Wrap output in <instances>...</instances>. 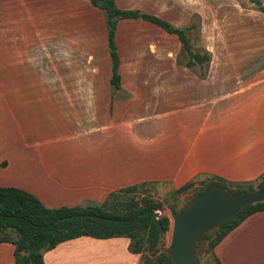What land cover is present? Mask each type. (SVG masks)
I'll use <instances>...</instances> for the list:
<instances>
[{"label":"crops","instance_id":"0c3cea01","mask_svg":"<svg viewBox=\"0 0 264 264\" xmlns=\"http://www.w3.org/2000/svg\"><path fill=\"white\" fill-rule=\"evenodd\" d=\"M115 1L123 9L149 5ZM96 11L104 17L91 0H0V128L12 125L9 138L0 133V186L58 208L104 202L112 191L144 182L179 189L198 177L245 182L264 174V72L254 70L259 49H244L237 61L224 48L220 65L209 50V64L185 68L184 76L177 65L171 70L178 73L161 77L154 63L125 61L121 25L140 20H122L119 89L110 78L59 74L81 67L54 62L63 48L54 53L53 40L69 38V23L83 24ZM143 48L133 40L129 49L137 55ZM202 66L203 75L192 70ZM129 244L126 237L83 236L45 252L44 260L97 262L111 255L115 264H142ZM215 251L222 264H264V211L250 215ZM14 253V244L0 243V264H16Z\"/></svg>","mask_w":264,"mask_h":264},{"label":"trees","instance_id":"16d2710c","mask_svg":"<svg viewBox=\"0 0 264 264\" xmlns=\"http://www.w3.org/2000/svg\"><path fill=\"white\" fill-rule=\"evenodd\" d=\"M91 3L104 13L111 59L110 79L115 88L121 87L122 79L116 38L122 20L144 21L176 35L182 50L190 56L189 67L211 60L210 53L202 55L193 49L188 27L176 26L157 14L120 8L115 0H91ZM195 180L176 189V195L190 191ZM201 181L204 185L181 209L171 204L178 213L185 211L198 195L211 186H220L231 194L264 188V174L255 181L235 182L214 175L202 177ZM153 184L156 182L134 184L112 191L104 202L58 208L45 206L36 195L24 189L0 186V243L15 245L16 264H45V252L66 241L83 236L97 239L126 237L130 239L129 251L140 254L143 264H174L171 255L160 247V240L164 231L170 230L172 220L169 215L156 214L157 210L164 209L165 203L149 194V187ZM259 211H264V202L242 208L234 218L222 223L218 232L204 233L196 248L206 242L205 254L198 255L196 264H206L211 260L222 264L216 255L217 245L250 215Z\"/></svg>","mask_w":264,"mask_h":264},{"label":"rangeland","instance_id":"374dc122","mask_svg":"<svg viewBox=\"0 0 264 264\" xmlns=\"http://www.w3.org/2000/svg\"><path fill=\"white\" fill-rule=\"evenodd\" d=\"M146 2L149 5L143 7L144 11L157 13L176 26L190 28L189 34L193 49L202 55L213 50L216 58L215 64L219 63L220 65L224 48H230L237 61L244 49L248 51L250 48H257L259 49V57L254 58V70L259 69L264 72V0H147ZM91 16H94V19L97 18L95 24L91 23ZM69 25V38L53 40L54 53H57V48L59 50L63 48V55L58 54L54 56L53 60L58 63L60 60L70 64L77 63L82 69L80 68L79 71L62 70L58 73H62L67 78L109 79L111 76V59L107 49L103 14L96 11L94 14L86 15V22L83 24L69 23ZM120 32L126 62L139 58L143 63H154L158 69V75L161 77L178 73V71L171 70L173 67L177 68V65L182 68L180 71L182 76L185 74V68L190 70L191 67L187 65L190 56L182 50L181 42L176 35L168 34L161 28L143 21L123 22ZM133 40L136 41L137 46H146L143 50H137V55H134L129 49ZM137 48L139 49V47ZM65 52L68 53L67 56ZM66 57L68 58L66 59ZM243 57L245 59L252 58L250 55ZM224 59L223 65L225 66L228 63L226 55H224ZM209 63L210 61H206L204 65ZM246 64L247 66L248 64L251 65V62L246 61ZM250 68L252 69V67ZM192 70L198 74H204V66L193 67ZM228 70H230L229 67ZM55 72L53 71V74ZM215 72L219 74L217 70ZM7 125L9 126L8 129L11 130L10 133L9 130L0 128V133L3 131L2 134L5 138H9L12 133V125L8 123ZM201 180L202 177L196 179L190 191L181 195H176V189L169 184L156 182V184L151 185L149 194L165 203L164 209L160 210L161 213L158 215L166 214L171 217L167 207L172 203L176 205L177 209H181L195 195L196 190L198 191V188L201 187ZM172 227L173 220L170 230L166 231L160 240L162 250L171 243ZM113 250L114 248L109 251ZM78 257L73 256L67 264H115V258L111 255L105 259L100 258L97 262H93L91 258L84 257L82 259L81 256ZM206 264L215 263L211 260Z\"/></svg>","mask_w":264,"mask_h":264},{"label":"water","instance_id":"95a60500","mask_svg":"<svg viewBox=\"0 0 264 264\" xmlns=\"http://www.w3.org/2000/svg\"><path fill=\"white\" fill-rule=\"evenodd\" d=\"M203 185L201 182L200 186ZM261 202H264V188L231 194L220 186H211L183 212L178 213L168 205L173 227L171 243L164 251L171 255L174 264H196L198 255L205 254L206 242L196 248L204 233L218 232L222 223L234 218L242 208Z\"/></svg>","mask_w":264,"mask_h":264},{"label":"built area","instance_id":"2783aa9c","mask_svg":"<svg viewBox=\"0 0 264 264\" xmlns=\"http://www.w3.org/2000/svg\"><path fill=\"white\" fill-rule=\"evenodd\" d=\"M160 213H161V211H160V210H157V211H156V214H157V215H158V214H160Z\"/></svg>","mask_w":264,"mask_h":264}]
</instances>
